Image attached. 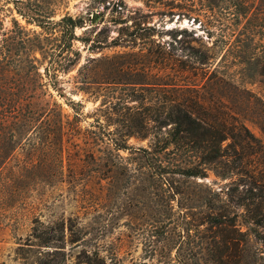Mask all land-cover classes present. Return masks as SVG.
<instances>
[{
	"label": "trees",
	"instance_id": "trees-1",
	"mask_svg": "<svg viewBox=\"0 0 264 264\" xmlns=\"http://www.w3.org/2000/svg\"><path fill=\"white\" fill-rule=\"evenodd\" d=\"M105 1L104 8L110 5L111 11L125 12L133 19L110 40L128 50L89 60L104 61L101 82L111 84L112 91L99 100L91 128L82 129L77 114L73 115V137L82 138L73 165H111L120 157L119 149L137 153L143 177L154 179L166 200L180 204L178 199H183L189 212H199L187 220L186 229L203 225L206 255L211 252V259L223 263L228 256L221 257L219 250L232 247L236 264H254L252 259L242 260V248L237 247L251 234L264 258V140L245 123H255L248 115L256 113L264 137V0H141L143 6L153 8L151 14L175 21L184 18L192 23L190 28L141 25L139 8L124 10L122 0ZM15 9L27 22L60 25L67 34L61 60L43 49L37 35L22 40L30 55L24 75L29 81L40 78L37 51L41 58L49 57L43 72L55 82L56 72L77 60L69 41L80 19L63 15L52 21L51 11ZM36 89L37 85L29 86L23 107L16 104L7 109L0 104V136L11 139L25 127L34 131L42 149L36 161L48 175L59 177L66 149L63 136L72 129L65 131L67 122L62 121L57 104L48 107L43 92ZM130 136L146 139V147L128 146ZM6 143L8 153L14 151L15 142ZM34 150L26 161L30 167L35 166L31 161L39 148ZM65 159L68 164L72 160ZM207 170L224 185L216 189L193 181L204 178ZM239 209L244 212L243 222L250 225L244 231L236 214H227Z\"/></svg>",
	"mask_w": 264,
	"mask_h": 264
},
{
	"label": "rangeland",
	"instance_id": "rangeland-1",
	"mask_svg": "<svg viewBox=\"0 0 264 264\" xmlns=\"http://www.w3.org/2000/svg\"><path fill=\"white\" fill-rule=\"evenodd\" d=\"M122 2L124 10L140 9L136 15H141L137 18L143 22L141 25L166 28L180 24L190 28L182 25L184 18L174 21L151 14L153 8L143 6L141 0ZM107 3L105 0L18 3L0 0V104L7 105V109L16 104L23 107L28 101L29 86L37 85L36 90L43 92L41 96L48 107L54 109L51 103L57 104L62 121L67 122L65 131L72 129L63 136L66 149L59 177L48 175L36 161L42 149L34 131L25 127L11 139L0 136V264H236L237 256L231 258L236 255L232 247L222 246L219 250L221 257L228 256L223 263L211 259V252L206 255L203 225L186 229L187 220L199 216V212H189L183 199H178L180 204L175 199L166 200L158 183L143 177L137 153L119 149L120 157L114 158L111 165L92 162L73 165V153L82 141L79 135L73 137V115L77 114L82 129L91 128L89 124L97 116L95 108L99 100L112 91L111 84L101 82L104 61L89 60L128 50L113 45L110 40L120 26L125 23L129 26L133 19L125 12L111 11L110 5L104 8ZM16 6L28 12L51 11L48 19L52 21L63 15L80 19L69 41L71 50L77 52V60L67 70L57 71L55 82L43 72L49 57L41 58L37 51L34 56L39 60L40 78L33 76L29 81L24 75L30 55L22 40L37 35L45 46L43 49L47 48L48 53L61 60L65 55L62 47L68 45L67 34L60 30V25L25 21L16 12ZM117 18L125 22H117ZM86 62V67H81ZM254 114L248 116L255 123H245L255 136L264 140ZM6 141L15 142L14 151L8 153ZM126 144L133 148L146 147L147 140L130 136ZM35 148H39L38 155L31 161L35 166L30 167L26 161ZM66 157L72 159L69 164ZM193 181L201 187L216 189L225 182L210 170L204 178ZM227 214H236L240 230L250 226L243 222L241 209ZM237 248H242V260L264 264L258 252L259 242L252 240L251 234Z\"/></svg>",
	"mask_w": 264,
	"mask_h": 264
},
{
	"label": "water",
	"instance_id": "water-1",
	"mask_svg": "<svg viewBox=\"0 0 264 264\" xmlns=\"http://www.w3.org/2000/svg\"><path fill=\"white\" fill-rule=\"evenodd\" d=\"M175 21V20H174ZM182 23H184V24H182V25H190V24H192L190 21H188V20H185V21H182Z\"/></svg>",
	"mask_w": 264,
	"mask_h": 264
}]
</instances>
